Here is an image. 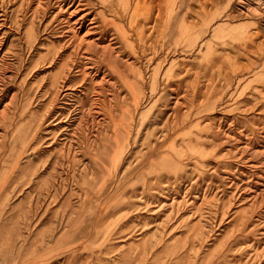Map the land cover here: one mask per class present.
Returning <instances> with one entry per match:
<instances>
[{"label": "rangeland", "instance_id": "obj_1", "mask_svg": "<svg viewBox=\"0 0 264 264\" xmlns=\"http://www.w3.org/2000/svg\"><path fill=\"white\" fill-rule=\"evenodd\" d=\"M262 96L264 0H0V264H264Z\"/></svg>", "mask_w": 264, "mask_h": 264}, {"label": "bare ground", "instance_id": "obj_2", "mask_svg": "<svg viewBox=\"0 0 264 264\" xmlns=\"http://www.w3.org/2000/svg\"><path fill=\"white\" fill-rule=\"evenodd\" d=\"M62 1H63V0H62ZM107 1H108V0H107ZM58 2H59V1H58ZM104 2H105V1H104ZM137 2H138V0H137ZM144 2H145V1H144ZM79 3H80V2H79ZM115 3H116V2H115ZM158 3H159V2H158ZM110 4H111V3H110ZM155 4H156V3H155ZM149 5H150V4H149ZM157 5H159V4H157ZM80 6H82V5H80ZM61 7H62V6H61ZM77 7H78V6H77ZM161 7H162V6H161ZM157 8H158V7H157ZM62 9H63V8H62ZM107 9H108V8H107ZM131 9H132V8H131ZM159 9H160V8H159ZM67 10H68V9H67ZM73 10H74V9H73ZM76 10H77V9H76ZM78 10H79V9H78ZM115 10H116V9H115ZM62 11H63V10H62ZM71 11H72V10H71ZM71 11H70V12H71ZM104 11H105V10H104ZM159 11H160V10H159ZM130 12H131V11H130ZM153 12H154V11H153ZM67 13H69V11H68ZM72 13H74V12H72ZM76 14H77V13H76ZM76 14H75V15H76ZM78 14H79V13H78ZM133 14H134V13H133ZM152 14H153V13H152ZM158 14H159V13H158ZM69 15H70V14H69ZM69 15H68V16H69ZM114 15H115V14H114ZM160 15H161V14H160ZM70 16H72V15H70ZM112 16H113V14H112ZM157 16H158V15H157ZM113 17H114V16H113ZM161 17H162V16H161ZM70 18H71V17H70ZM70 18H69V19H70ZM84 18H85V17H84ZM85 19H86V18H85ZM156 19H157V18H156ZM83 20H84V19H83ZM83 20H82V21H83ZM115 20H116V19H115ZM78 21H79V20H78ZM122 21H123V20H122ZM83 22H85V21H83ZM86 22H87V20H86ZM92 22H93V21H92ZM92 22H91V25L93 24ZM104 22H107V21H104ZM120 22H121V21H120ZM126 22H127V21H126ZM161 22H163V21H160V23H161ZM74 23H75V22H73V24H74ZM79 23H81V21H80ZM89 23H90V22H89ZM94 23H95V22H94ZM123 23H125V22H123ZM138 23H139V22H138ZM143 23H144V21H143ZM157 23H158V22H157ZM77 24H78V22H77ZM77 24H76V26H74V29H75V27H77ZM161 24H162V23H161ZM71 25H72V22H71ZM74 25H75V24H74ZM81 25H83V24H81ZM84 25H85V24H84ZM97 25H98V23H97ZM86 26H87V25H86ZM92 26H93V25H92ZM92 26H91L92 29L89 27L90 30H93V29H94ZM99 26H100V25H99ZM151 26H152V25H151ZM161 26H162V25H161ZM161 26H160V27H161ZM94 27H96V26H94ZM143 27H144V26H143ZM146 27H148V25H147ZM157 27H159V26H157ZM71 28H72V27H71ZM77 28L80 29L79 26H78ZM72 29H73V28H72ZM126 29H128V28H126ZM145 29H146V28H145ZM150 29H152V28H150ZM70 30H71V29H70ZM94 30H95V29H94ZM140 30H141V29H140ZM160 30H161V28H160ZM73 31H74V30H73ZM75 31H76V29H75ZM85 31H86V29H85ZM88 31H89V30H88ZM99 31H100V30H99ZM157 31H158V28H157ZM189 31H190V30H189ZM90 32L93 33L92 31H89V33L87 32L85 35H87V34L89 35ZM145 32H146V31H145ZM151 32H152V31H151ZM96 33H97V32H96ZM73 34H74V33H73ZM130 34H131V33H130ZM135 34H136V33H135ZM158 34H159V32H158ZM80 35H81V34H80ZM82 35H83V34H82ZM151 35L153 36V34H151ZM89 36H90V35H89ZM99 36H100V35H99ZM73 37H74V35H73ZM83 37H84V36H83ZM91 37H92V36H91ZM111 37H112V36H111ZM115 37H116V36H115ZM133 37H134V36H133ZM159 37H160V36H159ZM159 37L157 36V38H159ZM161 37H162V36H161ZM74 38H76V37H74ZM78 38H79V36H78ZM87 38H88V36H87ZM147 38H148V37H147ZM150 38H151V37H150ZM150 38H149V40H151ZM104 39H105V38H104ZM107 39H108V38H107ZM109 40H110V39H109ZM111 40H112V39H111ZM111 40H110V41H111ZM135 40H136V39H135ZM78 41H79V40H78ZM83 41H84V40H83ZM83 41L81 42V44L84 43ZM88 41H89V40H88ZM88 41H87V42H88ZM93 41H94V39H93ZM95 41H96V40H95ZM95 41H94V42H95ZM102 41H103V40H102ZM107 41H108V40H107ZM132 41H134V38H133ZM87 42H85V43H87ZM99 42H100V41H99ZM135 42H136V41H135ZM146 42H147V41H146ZM90 43L92 44L93 42L90 41ZM96 43H97V42H96ZM104 43H105V42H104ZM107 43H108V42H107ZM110 43H111V42H110ZM132 43H133V42H132ZM149 43L151 44V42H149ZM88 44H89V42H88ZM93 44H94V43H93ZM98 44H100V43H97L96 45L94 44L95 47H98ZM112 44H113V42H112ZM130 44H131V43H130ZM135 44H136V43H135ZM86 45H87V44H86ZM113 45H114V44H113ZM127 45H128V44H127ZM131 45H133V44H131ZM141 45H142V44H141ZM154 45H155V44H154ZM91 46H92V45H91ZM100 46H101V45H100ZM106 46L109 48V46H112V45H109V46H108V44H107ZM115 46H116V45H115ZM167 46H168V45H167ZM87 47H89V45H88ZM101 47H102V46H101ZM112 47H113V46H112ZM140 47H142V46H140ZM104 48H105L104 50L106 51V47H104ZM114 48H115V47H114ZM149 48H150V47H149ZM166 48H167V47H166ZM94 49L98 52V50H97L96 48H94ZM98 49H100V48L98 47ZM136 49H137V51L139 52V50H138L139 48H136ZM136 49H135V50H136ZM102 50H103V49H102ZM109 50H110V49H108L107 51H109ZM111 50H112V49H111ZM114 50H115V49H113V51H114ZM150 50H151V49H150ZM166 50H167V49H166ZM96 51H94V52H96ZM99 51H101V50H99ZM107 51H106V52H107ZM143 51H144V50H143ZM127 52H128V50H127ZM135 52H136V51H135ZM150 52H151V51H150ZM173 52H174V51H173ZM103 53H104V52H103ZM103 53L100 52V55H102ZM115 53H117V52H115ZM115 53H112V52H111V54H114V55H115ZM96 54L98 55L99 53H96ZM96 54H95L94 56H96ZM117 54H118V53H117ZM138 54H139V53H138ZM143 54H144V53H143ZM151 54H152V53H151ZM118 55H119V54H118ZM98 56H99V55H98ZM105 56H108V55L105 54ZM116 56H117V55H116ZM120 56H121V55H120ZM139 56H140V55H139ZM157 56H158V55H157ZM102 57H103V56H102ZM102 57H101V58H102ZM108 57H109V56H108ZM108 57H107V58H108ZM110 57H111V56H110ZM130 57H131V56H130ZM152 57H153V56H152ZM164 57H165V56H164ZM99 58H100V57H99ZM113 58H114V57H113ZM115 58H116V59H115ZM115 58L113 59L114 61H115V60H118L117 57H115ZM118 58L120 59V57H118ZM125 58H126V57H125ZM96 59H97V58H96ZM105 59H106V58H105ZM105 59H104V60H105ZM109 59H110V58H109ZM109 59H108V60H109ZM121 59H122V58H121ZM138 59H139V58H138ZM144 59H145V58H144ZM144 59L142 58V60H144ZM104 60H103V61H104ZM123 60H124V59H123ZM125 60H127V58H126ZM125 60H124V61H125ZM132 60H133V59H132ZM140 60H141V59H140ZM110 61H111V60H110ZM114 61H113V62H114ZM118 61H119V60H118ZM133 61H134V60H133ZM133 61H132V63H133ZM135 61H136V60H135ZM160 61H161V60H160ZM167 61H168V59H167ZM107 62H108V61H107ZM115 62H116V61H115ZM115 62H114V63H115ZM127 62H129V60H128ZM127 62H126V63H127ZM142 62H143V61H142ZM146 62H147V61H146ZM51 63H52V62H51ZM96 63H98V62H96ZM120 63H121V62H120ZM122 63H123V62H122ZM135 63H136V62H135ZM220 63H221V62H220ZM242 63H243V62H242ZM99 64H100V63H99ZM118 64H119V63H118ZM128 64H130V63H128ZM222 64H223V63H222ZM239 64H240V63H239ZM248 64H249V63H248ZM123 65H124V64H123ZM125 65H127V64H125ZM134 65H135V64H134ZM134 65H133V66H134ZM159 65H160V64H159ZM223 65H224V64H223ZM127 66H128V65H127ZM127 66H126V67L122 66V67L125 69V68H128ZM140 66H141V68H142V65H140ZM218 66H219V65H218ZM218 66H217V67H218ZM238 66H239V65H238ZM251 66H252V65H251ZM105 67H106V66H105ZM120 67H121V66H120ZM137 67H138V66H137ZM157 67L159 68L160 66H157ZM215 67H216V66H215ZM239 67H240V66H239ZM97 68H98V66H97ZM133 68H134V67H133ZM135 68H136V67H135ZM150 68H151V67H150ZM226 68H227V67H226ZM247 68H249V67L247 66ZM89 69H90V68H89ZM92 69H93V68H92ZM107 69H108V68H107ZM115 69H116V68H115ZM146 69H147V68H146ZM112 70H113V69H112ZM133 70H134V69H133ZM141 70H142V69H141ZM143 70H144V68H143ZM154 70H155V69H154ZM156 70H157V69H156ZM168 70H169V69H167V71H168ZM244 70H245V69H244ZM86 71H87V70H86ZM114 71H115V70H114ZM117 71H118V70H117ZM239 71H240V70H239ZM255 71H256V70H255ZM123 72H124V71H123ZM125 72H126V71H125ZM222 72H223V71H222ZM241 72H242V71H241ZM243 72H244V71H243ZM87 73H88V72H87ZM111 73H112V72H111ZM114 73H115V72H114ZM143 73H144V72H143ZM151 73H152V72H151ZM151 73H149V74H151ZM154 73H156V72H154ZM220 73H221V71H220ZM121 74H122V73H121ZM130 74H131V73H130ZM130 74H129V75H130ZM132 74H133V73H132ZM147 74H148V73H147ZM152 74H153V73H152ZM152 74H151V75H152ZM163 74H164V72H163ZM223 74H224V73H223ZM229 74H230V73H229ZM244 74H245V73H244ZM262 74H263V73H262ZM126 75H127V74H126ZM133 75H134V74H133ZM159 75H160V74H159ZM225 75H226V73H225ZM241 75H242V74H241ZM260 75H261V74H260ZM114 76H115V75H114ZM229 76H230V75H229ZM239 76H240V75H239ZM122 77H123V76H122ZM144 77H145V76H144ZM144 77H143V78H144ZM159 77H160V76H159ZM104 78H105V77H104ZM119 78H120V77H119ZM226 78H227V77H226ZM238 78H239V77H238ZM122 79H123V78H122ZM124 79H126V78L124 77ZM131 79L133 80V78H131ZM138 79H139V78H138ZM139 80H140V79H139ZM225 80H226V79H225ZM143 81H144V80H143ZM227 81H228V80H227ZM120 82H121V81H120ZM145 82H146V81H145ZM99 83H100V82H99ZM104 83H105V82H104ZM121 83H122V82H121ZM146 83H147V82H146ZM127 84H128V83H127ZM132 84H133V83H132ZM143 84H144V83H143ZM159 84H161V82H160ZM148 85H149V84H148ZM251 85H252V84H251ZM142 86H143V85H142ZM149 86H150V85H149ZM159 87H160V86H159ZM125 88H127V86H126ZM94 89H95V88H94ZM158 90H160V89H158ZM163 90H164V89H163ZM157 92H159V91H157ZM260 92H261V91H260ZM63 95H64V94H63ZM95 95H96V94H95ZM141 97H142V96H141ZM262 97H263V96H262ZM263 98H264V97H263ZM97 101H98V100H97ZM139 101H140V100H139ZM97 103H98V102H97ZM263 104H264V103H263ZM97 105H98V104H97ZM139 105H140V104H139ZM134 107H135V106H134ZM175 107H176V106H175ZM137 112H138V110H137ZM257 151H259V150H257ZM257 151H256V152H257ZM256 152H255V154H256ZM242 153H243V152H242ZM258 153L261 154L262 152H258ZM258 153H257V154H258Z\"/></svg>", "mask_w": 264, "mask_h": 264}]
</instances>
